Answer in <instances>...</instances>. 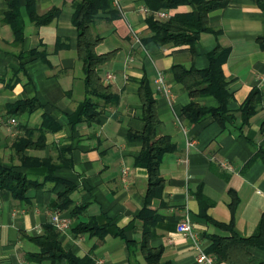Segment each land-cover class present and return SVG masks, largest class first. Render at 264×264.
<instances>
[{
  "label": "crops",
  "instance_id": "0c3cea01",
  "mask_svg": "<svg viewBox=\"0 0 264 264\" xmlns=\"http://www.w3.org/2000/svg\"><path fill=\"white\" fill-rule=\"evenodd\" d=\"M30 1L19 0L25 32L19 42L4 21L9 3L0 0V165L41 186L24 200L0 190V264H67L28 259L41 252L33 238L43 236L55 214L70 222L58 231L63 249L93 264H151L144 246L160 254L159 264H198L194 243L178 232L186 214L206 250L211 237L231 235L217 224L253 235L264 213V12L258 0H219L225 5L208 20L213 32L202 33L194 50L157 44L149 19L168 20L194 12L195 5L162 11L168 17L161 18L146 0H114L116 15L101 11L93 33L102 38L98 54L115 53L98 74L116 101L92 97L98 112L92 120L83 114L91 96L73 24L79 0H34V15ZM54 10L48 23H39ZM217 49L229 51L223 64L230 96L226 123L213 116L190 123L183 111L192 101L215 109L220 101L209 94L192 98L176 72L207 70ZM108 73L114 74L110 82ZM143 81L157 100L160 135L173 142L160 165L162 196L151 199L149 170L138 162L144 142L130 139L146 129L139 95ZM254 90L262 101L245 124L241 108ZM32 99L38 102L33 109L6 115L10 106ZM10 118L18 121L14 130ZM28 135L34 147L25 156L49 164L23 163L15 143ZM68 187L72 202L63 209L60 195ZM91 223L102 233L77 231ZM250 252L264 261V249Z\"/></svg>",
  "mask_w": 264,
  "mask_h": 264
},
{
  "label": "trees",
  "instance_id": "16d2710c",
  "mask_svg": "<svg viewBox=\"0 0 264 264\" xmlns=\"http://www.w3.org/2000/svg\"><path fill=\"white\" fill-rule=\"evenodd\" d=\"M9 11L4 17V21L11 25L17 41H22L25 36L24 26L21 20L19 0H7ZM31 0V15H34ZM114 0H79L74 3L73 24L78 29V57L82 62L86 83L89 87V95L84 102L83 114L89 119H94L98 112L92 97L103 98L108 103L116 101L115 97L108 92V87L102 83L98 74L99 67L113 60L115 53L98 54L96 48L102 42V38L93 33V26L99 19V13L108 12L116 15L113 9ZM260 8L264 12V0H258ZM147 8L153 13H159L168 9H174L180 5L193 4L196 10L191 13L177 14L168 20L149 19V25L154 31V41L163 46L173 44L175 46L189 45L193 50L198 43V38L202 33L213 32L209 27V15L211 12L223 7L225 2L219 0H146ZM56 10L49 12L39 23H48L54 16ZM264 45V40L262 41ZM228 50H215L210 55L211 66L204 71L181 68L176 72V78L190 90L192 98L203 94L215 96L220 101V107L205 108L192 101L184 108L183 115L190 123H198L208 116H213L220 124L225 125V115L228 113L227 104L229 94L227 92V82L225 79L223 64L228 57ZM207 85L205 88H200ZM140 98L143 104V120L146 122V129L143 133H131L130 139H138L144 142V150L138 162L148 168L150 173L148 197H161L165 179L161 176L160 165L163 157L169 153L173 147L170 137L160 135L161 121L157 114V100L153 90L147 81H143L140 88ZM262 101V94L259 90H254L241 108L242 118L245 124L255 115ZM38 105L36 100H26L19 102L8 108L6 115L15 117L19 113L31 110ZM2 121H0L1 124ZM48 122V120H47ZM46 122V123H47ZM50 126V125H49ZM29 131H27L28 133ZM27 138H18L15 148L19 153L23 163L30 164H49L43 161L38 163L25 156V150L34 145ZM1 142V135H0ZM55 167L51 166V172ZM41 184L37 181L28 179L24 174L11 168L0 165V190H9L16 200H24L29 190L38 188ZM71 188H67L60 195L61 208L65 209L71 205L69 194ZM148 212V209H147ZM144 212L145 214L147 213ZM149 218V217H147ZM231 233L228 237H211V245L207 248L209 255L215 256L219 264H264V261L255 259L250 252L251 248L264 249V213L262 218L251 236H243L237 232L233 226L217 224ZM78 232H88L91 234L102 233L101 229L95 224H82L77 229ZM41 248L40 253L29 254L31 261L42 262L52 260L60 262L66 260L67 264H93L90 258L80 259L66 252L59 242V233L53 225L45 227V233L39 238H33ZM147 259L151 264H159L160 254L146 246Z\"/></svg>",
  "mask_w": 264,
  "mask_h": 264
},
{
  "label": "built area",
  "instance_id": "2783aa9c",
  "mask_svg": "<svg viewBox=\"0 0 264 264\" xmlns=\"http://www.w3.org/2000/svg\"><path fill=\"white\" fill-rule=\"evenodd\" d=\"M158 15L161 18L168 17L167 12H159ZM135 38L137 41L140 42V38L138 36H135ZM113 78H114V74L108 73L105 80L106 82H110ZM159 82L161 83L162 86L165 87L162 75H160ZM0 121H4L2 115H0ZM9 124L11 130L12 129L14 130L18 126V121L16 118H10ZM123 173L127 174V170L123 171ZM52 225L57 231H66L70 226V222L63 219L60 215L55 214L53 215L52 218ZM178 232L189 238L194 243V248L196 252V261L198 264H218L217 258L207 253L200 237L195 233L193 223L191 222V219L188 214L184 215V217L180 221L178 225Z\"/></svg>",
  "mask_w": 264,
  "mask_h": 264
}]
</instances>
